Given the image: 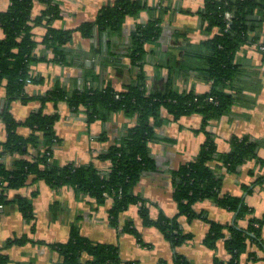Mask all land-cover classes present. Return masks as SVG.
Here are the masks:
<instances>
[{"label": "trees", "instance_id": "1", "mask_svg": "<svg viewBox=\"0 0 264 264\" xmlns=\"http://www.w3.org/2000/svg\"><path fill=\"white\" fill-rule=\"evenodd\" d=\"M35 1L11 0L10 6L0 12V27L4 31L0 39V87H5L9 101L20 99L28 103L37 99L42 106L65 101L73 112L83 111L89 124L109 120L118 112L137 117V123L127 128L105 152L95 156L100 161H108V168H99L93 160L80 164H60L54 158L55 149L61 142L55 128L60 119L59 113L50 114L41 107L30 112L25 120H20L13 116L7 106L0 113L7 131L6 139L0 140V207L16 203L22 216L32 223L36 219L32 199L38 195V191H33L32 198H10V189H20L40 180L55 190L70 186L78 195L91 197L97 207L104 206L111 198L113 202L108 215L115 227L120 226L124 211L132 204H140L144 224L157 227L176 249L191 238L190 234L183 232L178 222L179 216L187 214L190 219H208L204 213H196L193 205L210 198L222 208L236 213L235 222L230 224L208 219L210 229L205 236V245L216 249L218 242L225 239L230 254L227 262L216 257L214 264H242L241 255L251 244L264 251V239L261 236L264 216L254 215L242 196L223 192L221 173L224 168L228 172H237L242 165L258 158L260 143L257 140L232 136V149L220 153L215 139L207 132V140L198 156L173 171L180 213L176 217L171 218L162 213L153 219L147 208V200L134 189L144 174L157 169L151 144L160 140L157 129L167 121L163 110L176 121L185 115L201 114L202 130H205L210 120L227 115L237 102L252 105L253 99L243 94V91L249 87L259 90L255 87L258 82L245 85L246 77L251 78L254 73L244 72V63L237 61V54L244 46L256 44L264 55V40L260 32L264 25V0H205L204 7L199 11L206 23L205 30L210 34L218 28V33L199 44L189 43L182 47L184 52L179 57L170 58L168 53L165 62L158 64V69L168 68L169 72L165 78L158 72V79L151 87L145 71L149 54L146 46L160 44L164 32V5L160 4L154 10L144 0H116L102 6L95 20L85 21L74 30L54 26V21L61 16L58 0H41L47 7L33 17ZM148 9L155 12L152 19L139 24L130 33L126 55L138 70L126 88L117 90L110 83L100 85V73L95 71L94 66L88 69L84 64L87 72L78 88L70 90L64 83L57 81L45 93H27L30 82L41 83L43 79L33 75L34 62L51 61L63 66L78 64L79 55L70 47L74 32L79 31L89 39L97 37L99 41L106 37L110 45L111 37L121 35L129 16H137ZM227 12L232 15L231 18L227 17ZM39 24L45 25L47 32L41 40H36L33 28ZM182 35L178 34L179 37ZM40 44L52 51L50 60L38 55ZM104 64L101 66L105 67ZM177 70L186 75L190 71L196 72L210 83L211 89L202 94L194 90L180 92L174 86V72ZM23 126L31 130L28 136L19 132ZM212 160H217L220 166L212 167L209 163ZM262 183L264 176L254 182ZM246 188L250 193L253 190L249 186ZM243 221L245 225H241ZM123 229L139 234L131 223ZM30 242L27 236L10 238L0 245V251L15 244ZM51 247L59 253V264L122 263L117 244L101 243L81 235L77 225H73L67 242L54 243ZM251 254L254 260L258 258L257 253ZM8 259V255L0 254V264L8 263ZM126 264L137 263L132 261ZM160 264L189 262L184 255L176 253L172 263L161 260Z\"/></svg>", "mask_w": 264, "mask_h": 264}, {"label": "crops", "instance_id": "2", "mask_svg": "<svg viewBox=\"0 0 264 264\" xmlns=\"http://www.w3.org/2000/svg\"><path fill=\"white\" fill-rule=\"evenodd\" d=\"M116 0H58L61 16L54 21V26L62 29H77L85 21L97 18L101 7L112 4ZM147 6L153 8L164 5L165 19L164 32L160 44H148L147 63L145 71L149 86L158 79V72L162 78L168 74V68L158 69L159 63H164L171 56H181L182 47L189 43L199 44L201 41L218 33V28L208 34L206 23L200 9L205 0H144ZM11 0H0V12L6 10ZM47 4L36 0L33 8V17L38 16L46 9ZM153 10H144L137 16H129L120 36L111 37V44L106 37L102 40L85 38L77 31L74 32L70 47L79 55L77 65L63 66L51 61H36L32 65L35 76L42 77L41 83L30 82L27 93L38 95L52 89L57 81L64 83L70 90L81 84L84 73L87 72L84 64L94 66L100 73L99 84L110 83L115 89L122 90L133 80L138 69L131 64L127 53L129 37L132 30L139 24H145L152 19ZM157 12V11H156ZM36 40H41L47 32L43 24L33 28ZM261 38L264 40V25L261 29ZM179 33L183 35L178 36ZM4 31L0 27V39ZM174 48V49H173ZM37 53L49 60L53 57L51 50L40 44ZM237 61L244 63V72L254 73L247 78L245 85L254 82L261 84L262 89L246 88L243 94L253 99L252 105L237 102L231 112L217 119H212L202 130L203 116L192 114L182 116L178 121L173 119L166 110L162 111L167 121L158 127L159 141L151 144L152 154L156 160L157 169L144 174L136 184V193L147 200V208L153 219L162 213L173 218L179 215L176 201V188L173 184V171L182 164L195 159L205 141L207 132L215 139L218 152L225 153L232 149V136L250 137L260 143L258 158L248 161L237 172H228L222 169L223 192L242 196L246 204L254 211V215L264 216V183L254 184L256 179L264 176V55L256 44L244 46L237 54ZM105 63L102 67V63ZM132 72V73H131ZM247 83V84H246ZM174 86L180 92L194 90L197 93L209 91L210 83L196 72L190 71L187 75L180 70L174 72ZM9 106L15 118L25 120L30 112L41 109L47 113L58 112L59 121L56 123V132L60 144L55 149L54 158L60 164L86 163L94 161L102 169L109 167L108 161H100L95 156L105 152L127 128L137 123V117L127 116L123 112L114 113L109 120H98L88 123L83 111L75 113L65 101L58 104L42 103L32 99L24 103L20 99L9 101L5 87H0V113ZM28 127H21L19 132L28 136ZM7 131L3 118L0 117V140L6 139ZM103 139H102V138ZM31 158V157H30ZM214 168L220 165L217 160L209 162ZM246 186L251 187L252 192ZM37 196H32L33 191ZM9 197H33V209L36 219L29 223L21 214L16 203L0 207V245L8 239L27 236L31 242L24 245H12L0 251L8 255L6 264H59V253L51 247L58 242H67L71 236L73 225L79 227L81 235L101 243H115L119 246L121 264L135 261L137 264H160L161 260L172 263L176 253L184 255L189 264H214L215 258L227 262L230 254L226 249V241L218 242L216 249L205 245L206 234L210 229V220L223 224L233 223L236 213L222 208L210 198L196 202L193 209L196 213L205 214L208 219L197 217L190 219L187 214H181L178 222L185 234H190L181 246L176 249L172 242L165 238L156 227L146 226L140 214V204H132L120 217V226L115 227L110 222L108 210L113 200L108 198L106 204L97 207L91 197L78 195L70 186H63L56 190L44 180L29 184L20 189H10ZM131 223L139 234L124 231L126 224ZM245 221L241 225H245ZM261 236L264 239V226ZM41 241V242H39ZM251 253H257L254 260ZM242 264H264V251L257 245H249L241 255Z\"/></svg>", "mask_w": 264, "mask_h": 264}, {"label": "built area", "instance_id": "3", "mask_svg": "<svg viewBox=\"0 0 264 264\" xmlns=\"http://www.w3.org/2000/svg\"><path fill=\"white\" fill-rule=\"evenodd\" d=\"M226 14H227V17L228 18H231L232 17V15L229 12H227Z\"/></svg>", "mask_w": 264, "mask_h": 264}, {"label": "rangeland", "instance_id": "4", "mask_svg": "<svg viewBox=\"0 0 264 264\" xmlns=\"http://www.w3.org/2000/svg\"><path fill=\"white\" fill-rule=\"evenodd\" d=\"M255 87H257L259 89H262V87H259V84L258 83L255 85Z\"/></svg>", "mask_w": 264, "mask_h": 264}, {"label": "water", "instance_id": "5", "mask_svg": "<svg viewBox=\"0 0 264 264\" xmlns=\"http://www.w3.org/2000/svg\"><path fill=\"white\" fill-rule=\"evenodd\" d=\"M235 220H236V219L234 218V219H233V222H235Z\"/></svg>", "mask_w": 264, "mask_h": 264}]
</instances>
